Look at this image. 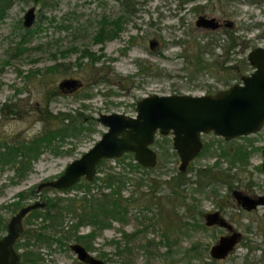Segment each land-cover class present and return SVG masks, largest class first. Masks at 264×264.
I'll list each match as a JSON object with an SVG mask.
<instances>
[{"label": "rangeland", "instance_id": "374dc122", "mask_svg": "<svg viewBox=\"0 0 264 264\" xmlns=\"http://www.w3.org/2000/svg\"><path fill=\"white\" fill-rule=\"evenodd\" d=\"M133 1L135 10L127 15L120 0H59L51 9L34 0H12L0 16V145L37 135L49 113L68 112L71 118L64 121L70 124L75 119L88 127L55 138L32 160L23 176H18L16 164L0 163V216L5 220L19 207L12 209L13 205L38 198L35 189L40 181L58 176L69 161L100 138L106 129L96 119L100 112L134 115L136 100L151 93L214 92L230 80L227 65L238 68L237 77L229 83L240 80L242 74L252 70L248 51L264 46V0ZM31 5L35 6V20L26 28L22 19ZM199 14L215 16L221 25L215 29L197 27ZM119 16L125 19L118 35L96 41L103 19L110 21ZM228 21L232 22L230 26L226 25ZM104 27L112 28L109 23ZM231 33L236 38L235 46ZM227 35L232 41L227 42L229 50H224L217 43L226 45ZM150 39L157 40L153 47ZM84 49L98 58L92 61L90 56L82 55ZM197 54L209 62L208 68L193 64ZM52 64L66 69L38 79L40 71ZM71 77L78 79L80 86L59 87L62 79ZM201 138L203 149L182 172L185 176L180 184L174 182L180 174L172 137L157 133L152 147L158 159L153 167H130L132 152L103 158L89 190L82 185L43 187L40 191L44 197L40 200H74L78 207L83 195L93 194L92 198L102 192L111 193L118 185L127 205L126 221L110 219V226L98 230L89 245V251L107 264H247L248 256L251 258L248 240L264 250V206L250 213L241 210L232 189L264 191V171L260 168L264 127L231 139L212 132L202 133ZM239 146L248 154L243 162H232L231 153ZM200 168L220 173L207 178L198 172ZM107 173L128 178L124 184L107 186L102 180ZM78 182H84L83 178ZM32 189L37 195L19 197L20 192ZM215 209L244 234L235 251L223 259H213L209 249L224 229L203 226L204 213ZM76 219V214L64 212L63 227L52 228L41 216L28 215L26 229L41 226L42 231L62 241L31 240L27 249L40 256L36 264H77L69 248L75 238L70 225ZM92 227L84 223L76 232L86 233ZM67 230L70 237H62ZM163 230L168 237L162 236ZM133 232L129 238L124 236ZM25 239L23 236L21 241ZM258 253L253 251L252 260L264 264L257 260Z\"/></svg>", "mask_w": 264, "mask_h": 264}, {"label": "water", "instance_id": "95a60500", "mask_svg": "<svg viewBox=\"0 0 264 264\" xmlns=\"http://www.w3.org/2000/svg\"><path fill=\"white\" fill-rule=\"evenodd\" d=\"M34 20L35 6L31 5L24 12L23 26L31 27ZM231 24V21L226 22L228 26ZM195 25L215 29L221 22L215 16L199 14ZM156 43V39L149 40L150 47ZM247 60L252 70L242 74L240 81L214 93H151L136 100L134 115L119 111L100 112L96 119L106 127L100 138L79 157L69 161L58 176L40 181L37 189H63L81 178L91 181L102 158L119 157L128 151L141 165L153 166L157 153L151 145L157 132L171 133L173 147L180 158L179 169L184 170L202 147L201 133L212 131L224 138H232L257 131L264 123V46L250 49ZM78 86L80 82L72 77L59 82L60 88L75 89ZM262 153L261 165L264 169V143ZM233 195L247 209L264 203V195L252 197L239 189H234ZM43 205L44 201L35 200L23 205L12 215L7 224V233L0 238V264H17L19 253L13 243L23 229L22 217L27 211ZM205 221L207 224L218 223L231 228V224L217 210L207 212ZM240 237L241 233L237 230L221 235L210 246V255L224 258ZM70 246L85 262L107 264L80 243H71Z\"/></svg>", "mask_w": 264, "mask_h": 264}, {"label": "trees", "instance_id": "16d2710c", "mask_svg": "<svg viewBox=\"0 0 264 264\" xmlns=\"http://www.w3.org/2000/svg\"><path fill=\"white\" fill-rule=\"evenodd\" d=\"M36 3H40L43 7H47L49 9L55 8L58 5L59 0H34ZM125 12L127 15L132 14L134 12V7L131 5V2L133 4V0H120ZM12 0H0V16L4 14V11L11 5ZM130 3V5H129ZM125 18H122V16H119L115 19H112L110 21H107L106 19H103L100 29L98 30V33L95 35L96 41H103L105 38L113 37L118 35L121 27L122 22H124ZM106 23L111 24L112 28L105 29L104 25ZM234 41L235 46V37L233 34H230ZM229 38L227 35L226 39V45L223 43H217L222 49L229 50V46L227 42L232 41V38ZM228 40V41H227ZM174 42H180V40H176ZM228 48V49H227ZM212 52V50H211ZM82 55H88L92 59V61L97 56H94L93 53L88 50L84 49L82 52ZM93 55V56H92ZM195 62L193 64L197 68H208V63L200 54H197ZM246 63V61H244ZM200 66V67H199ZM244 66V65H243ZM229 70L230 73V80L237 77V70L238 68L235 65H227L225 67ZM65 67H58L55 64L49 65L46 67L45 70L40 71V74L38 75V79L45 78L48 74H52L56 72V70H64ZM38 70V69H36ZM38 72V71H37ZM33 73L28 74L30 76ZM229 80V81H230ZM229 81H226L225 84H229ZM211 92V91H209ZM67 118H71V114L68 112H59L57 114L49 113L44 116V125L43 129L35 136L29 138V139H18L15 142H7L3 141L0 145V163L6 164V163H14L17 166V174L18 176H23L25 173V170L30 168L32 160L36 159L37 156L44 150L45 147L49 146L51 142L58 137H62L66 134H76L77 132H80L82 129L88 128L85 126L82 122H75L71 120V123L68 124L66 121H64ZM53 119L57 121L56 123H53ZM3 147V149H1ZM247 150L245 148H242L241 146L236 148L235 151V159H238L240 161H244V157L247 156ZM103 159V158H102ZM102 159L99 161L101 163ZM98 163V164H99ZM198 172L203 174L206 177V174L208 173L210 175V178H215V176L211 175L213 173L206 172L203 170H198ZM179 177H176V184H180L182 182V173ZM224 174V173H222ZM96 179L98 177H95ZM123 178V179H122ZM102 180L104 183H106L107 186H110L113 183L124 184L125 179L124 176L121 174H112L107 173ZM84 182H76L73 185H82L84 187H87V190L90 188V181H87L83 178ZM92 181V180H91ZM118 188L111 189L110 192H103L100 193V195L92 196L93 194H90L89 196L83 195L81 201L78 204V207L76 206V202L74 200H68L69 202L63 203L60 199H54L53 201L51 199H48V205L50 207H47L44 211V217H47L50 219L51 225H56L54 222L62 217L64 212H71L73 214H76V221L70 225L71 228L76 229L78 225L83 223H90L92 224V230L85 234V235H74L77 239L84 240L87 244H90L91 238H93L96 235V232L98 229H101L106 226H110V219H117L121 221H125L124 212L126 211V203L121 199L120 193H119V186ZM20 197L23 195L22 192L19 193ZM76 206V207H75ZM57 212H54L56 211ZM62 220V219H60ZM61 224V223H60ZM61 227H63L61 225ZM62 232V231H60ZM38 234V238H50L52 235L49 234ZM55 237V236H54ZM64 238L70 237V231L67 230L64 231V234L62 235ZM56 240L61 241L60 237H55ZM128 251H130L129 247H126ZM246 260V258H244ZM246 261H243L241 264H245Z\"/></svg>", "mask_w": 264, "mask_h": 264}, {"label": "flooded vegetation", "instance_id": "af4514ba", "mask_svg": "<svg viewBox=\"0 0 264 264\" xmlns=\"http://www.w3.org/2000/svg\"><path fill=\"white\" fill-rule=\"evenodd\" d=\"M22 21H23V19H22ZM249 63V62H248ZM238 81H240V80H238ZM238 81H233V82H238ZM232 82V83H233ZM229 84H231V83H229ZM229 84H226L227 86L229 85ZM226 87V86H225ZM224 88V87H223ZM221 89V88H220ZM219 90V89H218ZM217 91V90H216ZM216 91H214V92H216ZM214 92H206V93H214ZM264 127V123H263V125L257 130V131H255V132H252V133H256V132H258V131H260L262 128ZM208 132H212V131H208ZM158 133V132H157ZM156 133V134H157ZM203 133H207V132H203ZM213 133V132H212ZM252 133H249V134H252ZM155 134V135H156ZM160 134V133H159ZM167 134H170L171 135V133L169 132V133H167ZM167 134H163V135H167ZM202 134V133H201ZM249 134H247V135H249ZM216 135V134H215ZM218 136H221V135H218ZM171 137H172V135H171ZM223 137V136H222ZM238 137V136H237ZM224 138V137H223ZM232 138H234V137H232ZM154 139H155V137H154ZM225 139H231V138H225ZM201 141H202V147H201V149H200V151L195 155V156H197L200 152H201V150L203 149V140H202V138H201ZM263 145V144H262ZM262 145H261V150H262ZM152 146V145H151ZM172 146H173V144H172ZM153 148V147H152ZM154 149V148H153ZM173 149L175 150V148L173 147ZM156 151V150H155ZM176 151V150H175ZM128 152H130V151H128ZM248 152V151H247ZM125 153V152H124ZM157 153V152H156ZM176 153H177V151H176ZM227 153V151H224L223 152V154H226ZM178 154V153H177ZM248 154V153H247ZM263 154V153H262ZM179 156V155H178ZM194 156V157H195ZM231 161L233 162V161H235L236 159H235V152H232L231 153ZM193 157V158H194ZM192 158V159H193ZM157 159H158V154H157V158H156V163H157ZM191 159V160H192ZM190 160V161H191ZM190 161H189V163H190ZM262 161H263V159H262ZM262 161H261V163H260V168L264 171V169L262 168ZM156 163L154 164V165H156ZM179 163H180V158H179ZM189 163H188V165H189ZM128 165H130V167H133V168H136V167H140V166H143V165H141L140 163H138L137 161H133L132 163H128ZM153 165V166H154ZM188 165H187V167H188ZM153 166H144V167H147V168H149V167H153ZM187 167L184 169V170H180L179 169V165H178V169H179V172L178 173H182L183 171H185L186 169H187ZM199 170V169H198ZM200 170H204V171H206V172H210V173H213V174H211V175H213V176H217V174L218 173H220V171H216L215 170V172L214 171H212V170H207V169H205V168H200ZM182 176H185L183 173L181 174ZM124 176V178H125V180L128 178V177H126L125 175H123ZM223 176V175H222ZM221 176V177H222ZM206 177L208 178V177H210V175L207 173L206 174ZM184 177H182V179H183ZM81 180V179H80ZM176 181V180H175ZM174 181V182H175ZM38 185V184H37ZM234 189H238V188H234ZM234 189H232V196H233V198L235 199V201H236V203L240 206V208H241V210H243V211H245V212H248V213H250V212H253V211H256V208L258 207V206H260V205H263L264 206V203H259V204H256L254 207H252V208H249V209H247V208H245V207H243L238 201H237V199H236V197L233 195V190ZM35 190H37L38 191V198L37 199H35V200H40V198H42V197H44L41 193V191H40V189H37V186H36V189ZM35 190H31L30 192H22L23 193V195L20 197V195H19V197L21 198V199H23L26 195H37V193L35 192ZM239 190H241L243 193H246V194H249L250 196H252V197H256V196H258V195H264V191L262 190L261 192H259V191H257V190H252V191H250V192H245V191H243L242 189H239ZM103 193V192H102ZM119 193H120V190H119ZM120 196H121V199H123V197H122V195L120 194ZM57 198H61V197H57ZM55 199V198H54ZM54 199H52V201L54 200ZM35 200H32V201H35ZM31 201V202H32ZM42 201H44V200H42ZM123 201H124V199H123ZM30 203V202H29ZM48 198H47V201H44V205L43 206H41V207H35V208H33V209H31V210H29V211H27L24 215H23V217H22V220H21V222H22V226H23V229H22V231H21V233L17 236V238L15 239V241H14V243H13V247H14V249L19 253V260H18V262H17V264H36L37 262H38V260L40 259V256L36 253V252H34V251H31V249H27V247H28V245L30 244V241L31 240H35V241H37V242H47V243H49L51 240H56L55 239V237H54V235L53 234H49V235H52V237H50V238H47V239H44L43 237L42 238H38L37 236H38V234L37 233H40V234H45L46 232H44V231H42L41 230V226L40 227H38V228H31V229H26L25 228V225H24V221H26L27 220V218H28V215H32V216H41V218L42 219H44V220H48V225L47 226H52V228L53 227H56V228H58L59 226H61L62 225V220H63V215H62V217L61 218H59L58 219V217H57V221L58 222H54V224H56V225H51L50 224V219L49 218H47V217H44V211L45 210H43V211H40L39 210V208H44V207H46L45 209H47V207H50L49 205H48ZM27 204V203H26ZM23 205H25V204H23ZM22 203H18L17 205H13V207H12V209H15L16 207H18L16 210H14L13 211V213L10 215V217L8 218V219H4L2 216H0V231L1 230H3L4 232L3 233H0V238L3 236V235H5L6 233H7V224H8V222H9V220H10V218L12 217V215L13 214H15L22 206ZM219 211V213H220V215H222L226 220H227V222L228 223H230L231 224V228H228V227H226V226H223V225H220V224H218V223H213V224H207L206 223V221H205V214L207 213V212H210V211H207V212H205L204 213V215H203V219H204V222H203V226H207V227H213V226H217V227H220V228H223L224 229V232L223 233H221V234H219L218 235V237H217V239L215 240V242H217L218 241V239H219V237L221 236V235H227V234H230V233H232L233 231H240V233H241V237H240V239L234 244V247L232 248V250L228 253V255H230L232 252H234L235 251V249L237 248V245L241 242V240L243 239V237H244V234H243V232L241 231V230H239V229H237L235 226H234V224L232 223V222H230L224 215H223V213L220 211V210H218V209H215V210H212V211ZM54 212H57V210L56 211H54ZM126 212H127V205H126V211L124 212V217H125V221H126ZM60 219H62V220H60ZM119 221H121V220H119ZM121 222H124V221H121ZM61 223V224H60ZM84 224V223H83ZM83 224H80V225H83ZM88 224H90V223H88ZM80 225H78V227L80 226ZM90 225H92V224H90ZM194 225H196V223H194ZM43 226H45V225H43ZM78 227L76 228V229H74L73 230V228H71L72 230H73V232H74V235L76 236V235H79V236H81V235H85V234H87V233H89L90 231H88V232H86V233H77L76 231H77V229H78ZM107 227V226H106ZM104 228V227H103ZM103 228H101V229H103ZM146 228V227H145ZM250 229V227L248 226L247 227V230H249ZM98 230H100V229H98ZM97 230V231H98ZM59 231V230H58ZM134 233L135 232H133V233H129V234H125L124 236L126 237V238H129V236H131V235H134ZM251 233H253V232H251ZM46 234H48V233H46ZM96 234H97V232H96ZM161 234H162V236H164V237H168V234H167V232L166 231H161ZM23 236H25L26 237V239L24 240V241H21V238L23 237ZM251 238V237H250ZM92 239L93 238H91V242H92ZM248 239V238H247ZM91 242H90V244H91ZM214 242V243H215ZM71 243H80L81 245H83L84 246V248L88 251V252H90L89 251V243L87 244L84 240H82V239H77L76 237L69 243V248L73 251V253H74V256H75V263H77V264H91V263H88V262H85L84 260H82V259H80L78 256H77V254H76V252L71 248V246H70V244ZM214 243H212V244H214ZM211 244V245H212ZM247 246H248V251H247V253L249 252L250 254H251V258H250V256H248V259H249V261L247 262V264H257V262L256 261H254V260H252L253 258H254V256H253V251L254 252H257V250H259V253H258V255H257V260H259V262H262V261H264V250L263 249H261V248H259V247H257V246H254V245H252L251 243H250V240H248L247 241ZM21 246H23L24 247V249L22 250V251H19V247H21ZM121 252H123V250H120V252L119 253H121ZM91 253V252H90ZM92 254V253H91ZM227 255V256H228ZM95 256V255H94ZM211 256V255H210ZM227 256H225L224 258H226ZM96 257V256H95ZM212 257V256H211ZM213 259H223V258H214V257H212ZM246 258V260H247V257H245ZM101 259V258H100Z\"/></svg>", "mask_w": 264, "mask_h": 264}]
</instances>
